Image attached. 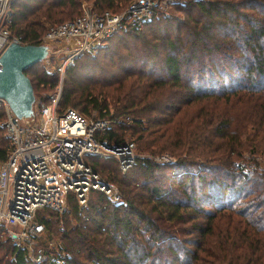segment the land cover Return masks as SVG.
Listing matches in <instances>:
<instances>
[{
	"label": "trees",
	"instance_id": "16d2710c",
	"mask_svg": "<svg viewBox=\"0 0 264 264\" xmlns=\"http://www.w3.org/2000/svg\"><path fill=\"white\" fill-rule=\"evenodd\" d=\"M77 1L12 0L6 26L37 43L41 17L48 25L71 19ZM119 3L94 0L97 10L117 11ZM173 6L180 17L127 27L135 32L140 26L154 36L149 59L130 65L140 67L136 74L102 81L103 86L113 81L107 90L115 114L106 101L87 97L82 87L75 93L71 85L75 70L98 69L88 57L75 58L66 68L56 106L78 107L83 114L89 105L99 117L118 123V133L111 127L104 132L108 142L124 141L120 132L127 129L137 148L167 151L173 161L136 155L121 171L112 159L87 157L115 186L118 200L89 190L81 205L67 192L60 214L37 215L58 241L42 245L45 258L38 262L28 260L0 228V264H264L263 178L257 161L243 155L248 149L264 157V0H181ZM112 43L116 49V39ZM37 64L24 74L35 98L48 102L56 76L47 79ZM132 86L139 89L133 92ZM7 149L0 135V159Z\"/></svg>",
	"mask_w": 264,
	"mask_h": 264
},
{
	"label": "built area",
	"instance_id": "2783aa9c",
	"mask_svg": "<svg viewBox=\"0 0 264 264\" xmlns=\"http://www.w3.org/2000/svg\"><path fill=\"white\" fill-rule=\"evenodd\" d=\"M11 1L0 0V53L10 42L31 43L6 26ZM162 1L127 0L117 11L97 10L82 2L76 16L48 25L40 35L37 43L47 48L41 61L54 60L59 65L61 60L69 63L83 52L94 51L115 30L149 17ZM67 38L70 44L59 43ZM58 96L59 87L48 102L35 98L32 113L25 117L15 116L0 98V128L8 145L0 159V228L16 247L24 249L28 260L35 262L45 258L38 241L45 230L35 216L37 210H59L67 192L78 203L85 201L89 190L118 200L116 189L93 169L87 157H113L124 171L136 156L132 142H108L104 118L88 119L72 107L57 108ZM157 160L167 162L170 157L159 155Z\"/></svg>",
	"mask_w": 264,
	"mask_h": 264
},
{
	"label": "rangeland",
	"instance_id": "374dc122",
	"mask_svg": "<svg viewBox=\"0 0 264 264\" xmlns=\"http://www.w3.org/2000/svg\"><path fill=\"white\" fill-rule=\"evenodd\" d=\"M175 1H181V0H163L162 3H160V5L158 7H156V9L152 12V14L149 17H146L144 20L140 21L139 23H143V21H146L148 19H154L153 21H157L159 19H163L166 16H177L180 17V15H182L180 12L176 11L174 8V2ZM85 2L87 5H89L90 7L97 9L96 6H94V0H78L77 1V7L75 10L70 11L69 13H73L72 15L78 14L81 11V3ZM119 8L118 9H122L127 0H119ZM117 9V10H118ZM9 14H10V6H9ZM10 18V15H9ZM8 18V21H9ZM65 17H63L61 20L65 19ZM42 23H43V30L44 28H46V26L48 24H50V21L45 20L43 17H41ZM7 21V22H8ZM142 25V24H141ZM144 26V25H143ZM138 29H136V35L130 34V33H135L133 31L127 30V27H121L117 30H115L114 32H112L111 35H109L107 38H105L101 45L94 51H90V52H83L81 54H79L78 56H76V60H79L81 58L85 59V58H91L88 60V62H93L95 60V64L96 67L98 68L97 70L94 69H90L89 71H79V70H75L74 75H71V85L73 87H75L74 89L76 90L75 93H78V91L81 90V87L83 89H87L89 91V95L87 97H96L95 99H97V101H99L100 103H102V100L106 101L107 106H108V110L110 111V114H115V110H114V106L111 105L109 101V94L110 90H107L108 87H113L114 84L113 81L110 82L109 86H103L104 83H102V81L105 82H109L112 80V75H116V76H121L122 79H128V77H132L134 74H136L135 70L140 69V67L136 68L130 65H133L135 60L138 59H149L148 58V48H149V44L153 41V34H147L144 31L145 30H141L143 28H140V26L137 27ZM42 30V32H43ZM151 30V29H150ZM167 33V32H166ZM129 34V35H128ZM168 35H170V33H167ZM116 39L117 42V46L116 49H113L111 46L112 41ZM112 40V41H111ZM60 44H70L71 43V39L67 38V39H62L61 41H59ZM160 43V41H159ZM114 44V43H112ZM106 47V48H105ZM162 47H158L157 50L158 53H160ZM113 51V55L109 56V55H105V52H109V51ZM73 58L71 60V62L69 63H64L62 60L59 61V65H56V62L54 60L50 61V62H46V61H39L37 64V67L39 68V70H41L42 72L45 73V75L47 76V79L49 78H53L54 75L56 76V81H55V89L54 87L52 89L46 90L43 92V94H41L43 97L46 94H49L53 91L57 90V87H59V94L61 92V89L63 88V81L66 77V68L69 65H72L75 63ZM56 61H58V59H56ZM95 64H91L90 66H93ZM187 65V64H185ZM184 65V67H185ZM123 66V67H122ZM88 68V67H87ZM78 75H75V74ZM98 74V75H97ZM107 78V80H102V78ZM114 78V77H113ZM125 81V83H127V81ZM63 85V86H62ZM126 86V85H125ZM135 88V90L133 92H136L139 87L138 86H132ZM82 89V90H83ZM106 89V90H105ZM104 95L97 91H104ZM100 93V94H99ZM124 93V92H123ZM104 97V98H103ZM79 99V98H78ZM79 103H84L83 100H79ZM68 107H72L71 105H67ZM88 106V113H83V115L88 118V119H94V118H104L107 121V128L111 127V129L118 133L119 129H117V124L115 123L113 125L112 122H110V120L106 119L105 117H99L98 114V110L97 109H93V108H89ZM73 109L78 110V107H72ZM121 117V116H120ZM120 117L118 116L117 119H120ZM120 120H124V118H121ZM125 121H129V119H126ZM106 128V130H107ZM130 131L127 129H122L120 132V135L123 137L124 141H128V142H132L133 143V153L136 155H140V156H145V157H150L151 159H153L154 161L157 162H162V161H158L157 157L159 155H167L168 157H170V161L167 162H171L174 159V155L170 154L167 151H161L158 153H150L148 150H142L140 148H137L135 141L133 140V136L130 135ZM0 135H2V133L0 132ZM4 137V136H3ZM243 155L247 156V157H252L251 160L257 161L256 167L257 169L260 171V175L262 176L263 180L262 183L264 185V171H262V166H264V157L260 154H254V153H250L248 152V149H245L243 151ZM91 156H95V155H91ZM89 156V157H91ZM96 157H101V159L106 158V160L108 159H112V161L116 162L114 160L113 157H109V156H96ZM118 167V166H117ZM119 169V168H118ZM256 170V171H258ZM101 174L100 176L105 177L104 173H99ZM158 174V173H156ZM113 186V185H112ZM115 188V186H113ZM200 188V187H199ZM198 188V189H199ZM201 191V190H198ZM68 194L66 193L62 202V206L61 208H59V210H55L58 214H60V212L66 207L67 204V196ZM85 201H83L82 203H79L81 205L84 204ZM50 209H40L37 210V212L35 213V216L38 217L39 216H44V217H48V211ZM61 222V219L59 220ZM60 222H58V225H60ZM57 225V223H56ZM40 238L38 239V241L41 240V245H44L45 247H49L50 245H53L55 243H57L58 241L52 236H49L46 231H43L40 233Z\"/></svg>",
	"mask_w": 264,
	"mask_h": 264
},
{
	"label": "water",
	"instance_id": "95a60500",
	"mask_svg": "<svg viewBox=\"0 0 264 264\" xmlns=\"http://www.w3.org/2000/svg\"><path fill=\"white\" fill-rule=\"evenodd\" d=\"M46 52L42 43L10 42L0 53V98L17 117L30 115L35 99L24 70L41 61Z\"/></svg>",
	"mask_w": 264,
	"mask_h": 264
},
{
	"label": "flooded vegetation",
	"instance_id": "af4514ba",
	"mask_svg": "<svg viewBox=\"0 0 264 264\" xmlns=\"http://www.w3.org/2000/svg\"><path fill=\"white\" fill-rule=\"evenodd\" d=\"M34 98H35V96H34Z\"/></svg>",
	"mask_w": 264,
	"mask_h": 264
}]
</instances>
